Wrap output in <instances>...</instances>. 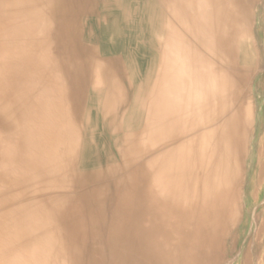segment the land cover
Listing matches in <instances>:
<instances>
[{"label":"bare ground","instance_id":"6f19581e","mask_svg":"<svg viewBox=\"0 0 264 264\" xmlns=\"http://www.w3.org/2000/svg\"><path fill=\"white\" fill-rule=\"evenodd\" d=\"M261 9L0 0V264H259L264 206L239 201Z\"/></svg>","mask_w":264,"mask_h":264},{"label":"rangeland","instance_id":"374dc122","mask_svg":"<svg viewBox=\"0 0 264 264\" xmlns=\"http://www.w3.org/2000/svg\"><path fill=\"white\" fill-rule=\"evenodd\" d=\"M262 1L264 0H259V2H262ZM263 12H264V9H261L260 17L262 18V21L260 23L258 22L256 25L253 24L251 26L252 27L251 37L248 41V47H249L248 51L252 55V58H255L258 64L260 63L258 65L259 68L257 69L259 71H257L255 76H253L254 78L252 77L254 81L258 76L264 74V13ZM263 105H264V95H260V97L256 98V103L253 104L252 115H253V120H255V126L252 128L253 132L251 131L250 136H248L246 147H245L247 158L245 156L244 158H245V161L247 162H246V167L244 169L241 195H240V201H239L242 215L247 214L248 210L254 206H257V212H259L262 206H264V202H263L264 201V192H263L264 191V144H263L264 141L262 143V140L264 137V130L261 131L259 129L264 119V106ZM261 152H263L262 155H261ZM259 162H261V165L259 166V168H256L258 167L257 163ZM236 258L237 257L232 258L229 261V263L237 264L238 258L237 259ZM262 259L263 260L259 264H264V251L262 253Z\"/></svg>","mask_w":264,"mask_h":264}]
</instances>
